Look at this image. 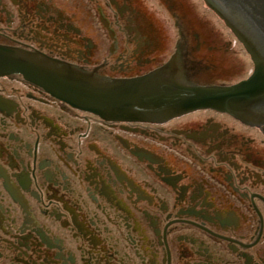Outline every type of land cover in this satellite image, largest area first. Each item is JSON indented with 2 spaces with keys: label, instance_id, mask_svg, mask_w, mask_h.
Here are the masks:
<instances>
[{
  "label": "flooded vegetation",
  "instance_id": "af4514ba",
  "mask_svg": "<svg viewBox=\"0 0 264 264\" xmlns=\"http://www.w3.org/2000/svg\"><path fill=\"white\" fill-rule=\"evenodd\" d=\"M0 46L108 78L174 58L196 83L238 57L196 0H0ZM0 264H264V126L107 122L0 76Z\"/></svg>",
  "mask_w": 264,
  "mask_h": 264
},
{
  "label": "water",
  "instance_id": "95a60500",
  "mask_svg": "<svg viewBox=\"0 0 264 264\" xmlns=\"http://www.w3.org/2000/svg\"><path fill=\"white\" fill-rule=\"evenodd\" d=\"M221 1L228 8L224 12L209 6L241 41L255 65L254 74L235 86L186 84L167 77L163 70L134 79L100 80L67 66H24L2 48L0 74L21 72L62 100L107 120L154 123L214 109L249 125L264 124V0Z\"/></svg>",
  "mask_w": 264,
  "mask_h": 264
},
{
  "label": "rangeland",
  "instance_id": "374dc122",
  "mask_svg": "<svg viewBox=\"0 0 264 264\" xmlns=\"http://www.w3.org/2000/svg\"><path fill=\"white\" fill-rule=\"evenodd\" d=\"M242 63H243V67L245 68V61H242ZM248 71H249V67L247 66V68L245 69V74H247ZM241 76H243V74Z\"/></svg>",
  "mask_w": 264,
  "mask_h": 264
}]
</instances>
